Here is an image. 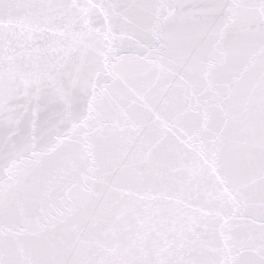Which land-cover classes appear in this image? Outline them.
<instances>
[{"label":"snow or ice","instance_id":"6c2138e0","mask_svg":"<svg viewBox=\"0 0 264 264\" xmlns=\"http://www.w3.org/2000/svg\"><path fill=\"white\" fill-rule=\"evenodd\" d=\"M0 264H264V0H0Z\"/></svg>","mask_w":264,"mask_h":264}]
</instances>
